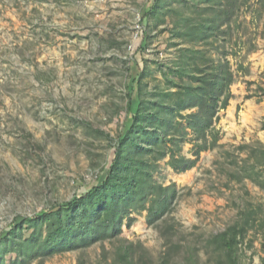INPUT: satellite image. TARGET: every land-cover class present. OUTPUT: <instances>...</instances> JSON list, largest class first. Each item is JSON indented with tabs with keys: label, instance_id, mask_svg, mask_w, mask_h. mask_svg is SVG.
<instances>
[{
	"label": "rangeland",
	"instance_id": "374dc122",
	"mask_svg": "<svg viewBox=\"0 0 264 264\" xmlns=\"http://www.w3.org/2000/svg\"><path fill=\"white\" fill-rule=\"evenodd\" d=\"M151 3L0 0V236L16 216L55 209L97 183L129 125L126 93L140 68L143 91L166 87L163 72L191 39L175 37V26L228 0H163L145 17ZM229 13L216 40L228 51L233 96L219 111L216 146L184 172L157 150L142 153L152 180L175 189L162 216L150 211L154 187L129 205L118 235L23 264H264V0H237ZM15 258L9 249L3 264Z\"/></svg>",
	"mask_w": 264,
	"mask_h": 264
},
{
	"label": "trees",
	"instance_id": "16d2710c",
	"mask_svg": "<svg viewBox=\"0 0 264 264\" xmlns=\"http://www.w3.org/2000/svg\"><path fill=\"white\" fill-rule=\"evenodd\" d=\"M236 1L228 0L227 7L218 6V9H214V5L200 7L196 19L191 13L183 17V25L175 26V37L187 35L193 40L176 49L174 64L163 72L166 87L155 85L154 90L143 91L145 66L132 80L125 105L130 122L112 145L106 173L88 189L75 192L67 200L54 202L55 209L42 208L21 219L16 216L0 236V264L5 262L9 249L16 251L14 262L23 264L27 257L39 252L52 253L62 246L91 244L118 235L129 205L137 198L145 201L149 194L154 196L149 190L154 187L159 193L150 211L157 219L162 216L175 189L152 180L146 169L148 160L142 153L157 150L158 159L168 156L169 165L177 172H184L197 164L202 151L216 146L219 111L228 106L234 81L226 46L217 43L216 38L224 33L222 27ZM162 2L152 0L145 17ZM145 42L143 33L139 50ZM134 88L137 90L135 98L132 96ZM186 143L191 145L189 156L181 152ZM133 151L136 155L131 154ZM102 212L107 213L104 222H100ZM131 221L129 219L128 224ZM45 222L50 226L43 235L41 225ZM27 224L34 229L21 237V226L24 228V225L29 226ZM227 234L223 233V237Z\"/></svg>",
	"mask_w": 264,
	"mask_h": 264
}]
</instances>
